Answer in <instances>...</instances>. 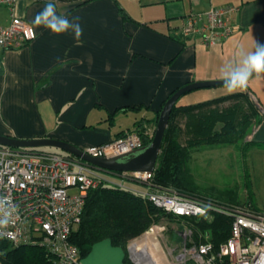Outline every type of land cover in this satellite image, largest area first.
Segmentation results:
<instances>
[{
	"label": "crops",
	"instance_id": "obj_1",
	"mask_svg": "<svg viewBox=\"0 0 264 264\" xmlns=\"http://www.w3.org/2000/svg\"><path fill=\"white\" fill-rule=\"evenodd\" d=\"M47 3L79 24V37L71 29L57 33L33 23ZM140 5L149 15H134L119 0L81 5L18 2L16 14L34 25L37 37L19 49L0 47V134L52 137L86 148L134 129L141 119L153 131L157 112L175 89L195 81L222 80L225 66L235 65L241 51L246 55L264 44V0H149ZM174 5L184 6L183 13L177 11L173 17ZM224 5H236L239 12L234 33L219 45L207 47L198 37L181 42L169 36L181 37L179 29L194 6L202 11ZM120 8L135 21L125 20ZM11 19L10 8L0 5V25L8 26ZM244 90L264 109V72L249 79ZM225 95L229 93L224 86L201 88L183 95L178 104ZM125 106L141 107L119 111L111 124L109 116ZM251 138L264 142V114ZM130 188L138 190L135 185ZM79 264L130 263L125 250L106 239L95 243Z\"/></svg>",
	"mask_w": 264,
	"mask_h": 264
},
{
	"label": "built area",
	"instance_id": "obj_2",
	"mask_svg": "<svg viewBox=\"0 0 264 264\" xmlns=\"http://www.w3.org/2000/svg\"><path fill=\"white\" fill-rule=\"evenodd\" d=\"M20 1L0 0V5L8 6L12 12L11 23L0 25L1 48L19 49L37 37L34 25L16 14L15 8ZM238 12L236 5L192 11L185 16L179 34L184 39L198 37L207 47L217 46L234 33ZM142 146V138L137 132H127L122 137L90 145L84 150L94 157L111 158ZM98 169L69 154L0 145V220H8L7 224L0 225V239L13 246L43 247L57 264H79V248L71 242L70 236L81 223L89 190L106 180ZM111 173L144 183L146 191H134L147 195L168 213L209 216L218 207L211 199L189 197L173 188L154 184V171ZM223 210L232 216L231 234L221 244L219 253H213L212 244L206 242L187 247L189 258L196 264H264V213L230 205L224 206Z\"/></svg>",
	"mask_w": 264,
	"mask_h": 264
},
{
	"label": "trees",
	"instance_id": "obj_3",
	"mask_svg": "<svg viewBox=\"0 0 264 264\" xmlns=\"http://www.w3.org/2000/svg\"><path fill=\"white\" fill-rule=\"evenodd\" d=\"M43 1L75 2L81 5L96 0H34ZM120 12L125 20L135 21L125 9L120 8ZM169 36L177 41L185 40L171 34ZM227 102L229 103L226 104ZM178 103L179 101L173 108L165 131L153 183L160 187L173 188L189 197L211 199L219 208L212 210L209 216H178L156 206L145 194L102 180L89 190L81 223L70 236L71 242L79 248L80 260L90 252L95 243L107 239L114 246L122 247L126 252L127 262L133 264L129 257L128 245L154 225L163 224L165 221L169 224L176 222L186 228L189 232L187 247L209 242L215 254L219 253L221 244L230 237L232 216L223 210L224 206H228L223 201L227 200L226 194L215 197V194L209 196L207 192L202 191L189 168V163L193 151L204 145H237L243 142L245 145L255 143L264 148V142L249 138L253 128L262 121L263 114L248 90L194 104ZM140 107L125 106L117 109L109 116L110 123H114L115 115L119 111L136 110ZM161 110L157 112L153 131H150L149 124L141 119L135 123L134 129L122 131L116 138L124 136L127 132H137L143 145L149 144L154 137ZM26 150L56 152L42 148ZM233 201L238 202L235 198ZM0 264L57 263L43 247L13 246L9 241L0 239ZM185 264L196 263L190 260Z\"/></svg>",
	"mask_w": 264,
	"mask_h": 264
},
{
	"label": "rangeland",
	"instance_id": "obj_4",
	"mask_svg": "<svg viewBox=\"0 0 264 264\" xmlns=\"http://www.w3.org/2000/svg\"><path fill=\"white\" fill-rule=\"evenodd\" d=\"M119 1H121L123 7L127 8L129 12L134 15L139 16L140 12L149 15V9L141 10L140 5L141 2L148 3L149 0ZM184 1L189 3V0ZM174 7H176V5H174ZM173 9L174 17L177 15V11L181 10V13H183L184 6ZM196 9L198 10L199 8L194 6L195 11H197ZM172 21H177V18H172ZM138 118H140V116H138ZM126 121H130V118L126 119ZM250 137L251 135L249 138ZM42 149L56 151L64 155L68 154L54 147H44ZM189 168L200 189L207 192L209 196L215 194L214 196L217 197L226 194L227 200L223 201L228 205L238 206L253 212L264 213L263 147L255 143L245 145L243 142L237 145H204L193 151ZM98 172L103 178L110 182L124 184L126 187H134L135 185L138 187V191H145V185L139 181L123 179L118 174L99 169ZM139 187H142L144 190H140ZM233 198L237 199L238 202L235 203ZM170 224L165 221L163 224L154 225L149 231L133 240L128 245L130 259L135 263L147 264L143 260L141 252H139L134 245L136 242L142 240L147 233H152L153 235L150 238L153 242H156L158 249L157 255H159L161 264H185L190 260L194 261L189 258L185 250L187 248L188 231L179 223L173 222ZM182 254H185L184 257H182Z\"/></svg>",
	"mask_w": 264,
	"mask_h": 264
},
{
	"label": "water",
	"instance_id": "obj_5",
	"mask_svg": "<svg viewBox=\"0 0 264 264\" xmlns=\"http://www.w3.org/2000/svg\"><path fill=\"white\" fill-rule=\"evenodd\" d=\"M258 74L259 73H253L249 79ZM219 86H223V80L195 81L179 88L166 100L160 112L152 141L149 144L143 145L142 147L131 152L115 157H94L86 153L84 148L80 146H77L66 140L52 137L20 138L16 136L0 134V145L23 149L44 147L59 148L67 152L69 155L79 157L90 163L92 166L108 172H153L158 164L165 131L168 126L171 113L180 98L186 93L197 89ZM255 101L261 112L264 114V109L259 105L257 100Z\"/></svg>",
	"mask_w": 264,
	"mask_h": 264
},
{
	"label": "clouds",
	"instance_id": "obj_6",
	"mask_svg": "<svg viewBox=\"0 0 264 264\" xmlns=\"http://www.w3.org/2000/svg\"><path fill=\"white\" fill-rule=\"evenodd\" d=\"M33 23L37 26L43 24L53 32H65L72 30L76 36L81 34V28L78 23H73L67 17L57 14L54 3H47L44 9L39 12ZM239 61L233 65L225 66L221 79L227 93L232 94L242 91L246 87L249 77L253 73L264 72V44L258 43L254 52L244 54L239 53ZM7 218L0 220V225L7 224Z\"/></svg>",
	"mask_w": 264,
	"mask_h": 264
},
{
	"label": "bare ground",
	"instance_id": "obj_7",
	"mask_svg": "<svg viewBox=\"0 0 264 264\" xmlns=\"http://www.w3.org/2000/svg\"><path fill=\"white\" fill-rule=\"evenodd\" d=\"M152 235V233H147L142 240L136 242L134 247L141 252V256L147 264H161L159 255H157L156 242H153L150 238Z\"/></svg>",
	"mask_w": 264,
	"mask_h": 264
}]
</instances>
